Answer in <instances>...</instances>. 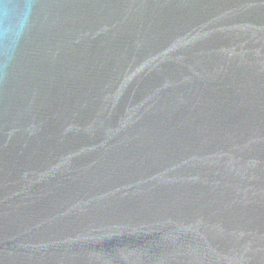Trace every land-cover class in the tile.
Instances as JSON below:
<instances>
[{"label":"water","instance_id":"water-1","mask_svg":"<svg viewBox=\"0 0 264 264\" xmlns=\"http://www.w3.org/2000/svg\"><path fill=\"white\" fill-rule=\"evenodd\" d=\"M0 264H264V0H0Z\"/></svg>","mask_w":264,"mask_h":264}]
</instances>
